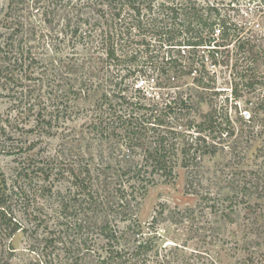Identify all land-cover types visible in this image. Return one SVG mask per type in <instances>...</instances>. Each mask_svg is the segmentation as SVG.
Wrapping results in <instances>:
<instances>
[{
	"label": "trees",
	"instance_id": "trees-1",
	"mask_svg": "<svg viewBox=\"0 0 264 264\" xmlns=\"http://www.w3.org/2000/svg\"><path fill=\"white\" fill-rule=\"evenodd\" d=\"M86 1L69 2L59 22L48 20L55 33L47 34L39 59L30 56L22 46L24 36L12 26L0 45V87L7 91L0 95L14 101L6 117L0 115V152L17 163L12 176L0 168V264H16L18 234L37 238L26 250L38 257L22 264H183L167 243L169 228L161 224L196 218L197 208L211 216L208 231L219 224L244 226L247 235L235 242L248 256L238 263L264 264L251 252V247H264V163L241 170L237 161L244 150L232 139L230 124L226 133H219L222 124L213 104L198 113L208 94L218 91L204 60L229 68L232 45L236 62L247 65L238 70L234 63V74L247 77L249 87L264 94L258 66L264 61L260 24L225 17L227 0ZM252 14L261 18L264 10ZM69 30L73 46L80 43L82 49L65 53L62 42ZM136 33L143 37L136 39ZM98 50L106 63L94 72L89 58ZM35 63L43 67L40 84L26 88L24 75ZM146 69L161 82L155 77L144 81L154 79L160 91L149 92L139 83ZM185 76H192V86ZM175 81L177 90L170 92L166 88ZM92 98L100 101L91 114V136L75 139L69 122ZM30 133L66 135V142L73 139L75 153H31L35 143L29 142ZM223 154L231 156L220 179L200 191L205 188V159ZM178 167L188 170L186 193L198 197L197 208L171 209L159 203L150 221H140L148 189L175 181ZM47 197L54 199L51 217L43 203ZM57 249L62 254L51 256Z\"/></svg>",
	"mask_w": 264,
	"mask_h": 264
},
{
	"label": "rangeland",
	"instance_id": "rangeland-1",
	"mask_svg": "<svg viewBox=\"0 0 264 264\" xmlns=\"http://www.w3.org/2000/svg\"><path fill=\"white\" fill-rule=\"evenodd\" d=\"M12 1L13 0H0V45L7 41L10 30L13 32L12 28H15V30H18V32L25 38L22 46H25V48L30 51L31 57L33 56L39 59L43 52H45V40L47 39V42L49 41L47 34L50 35L55 33L53 32L54 29H51L52 25L48 23V20L51 18L53 19V23L59 22L64 7L68 5L69 2L76 3L78 0H15L13 12L7 16L8 5ZM82 1L87 2L86 0ZM226 2L228 3L223 5L224 7L222 10V14L225 15V17L231 16L233 21L239 23H241L242 20H247L249 23H252V25H257L259 23L260 27L257 29L264 30V15H262L261 18H254V15L252 14V12H255L257 9L264 10V3L259 5L258 1L253 0H233L232 3H229L230 0H227ZM91 11L96 12L94 9ZM11 26L12 28L9 29ZM57 26H59L57 28L59 32L62 27L58 24L55 27ZM135 32L138 31H134V33ZM71 34L72 33L69 30L68 35L65 37V41L62 42V50L65 53L72 51L75 47L79 48V50L82 49L80 43L78 45L76 44L75 47L73 46V42H71ZM134 37L139 40L143 35L136 33L134 34ZM152 48H156V46H152ZM230 50L232 56L229 68H227V66L223 67L220 64L214 66L212 65V61L204 60L207 70L211 72V76L215 75L216 90L218 91H216L217 93L210 92V95L208 94L209 99L204 101V103H201V111H198V113H206L211 108V104H213L217 109L218 121L222 124L219 133H226L224 128L226 126L229 128L230 124L233 130L232 139H236L239 151L244 150V158L237 161V164L241 163V170H251L253 168L256 170L264 163V94L262 93V95H260V91H255L254 88L249 87V82L251 81H249L247 77L234 74L235 68L233 67V64L237 63L239 65L240 63H238V61L236 62V47L232 45ZM204 51L207 55L208 51L206 49H204ZM234 52L235 54L233 55ZM201 54H204V52H201ZM103 56L105 55H102L101 50H98L90 56L89 59L94 60L91 64L96 67V71L94 70V72H99V68H102L106 63ZM159 63L163 64L161 58L159 59ZM88 65H90V62H88ZM249 65L252 66L251 63H248V66ZM258 66L260 73L264 74V61ZM198 67L199 69L202 68L201 66ZM246 67L247 65L244 63L243 66L239 65V67L236 68L238 70H246ZM65 68L67 69V66H65ZM42 69L43 67L38 63H35L24 75L26 81H24L22 86L27 88V85L30 84H40L39 78H41L43 74ZM146 70L147 74L140 79L139 83L145 82L144 80H148L151 77L157 79V84L161 82L159 75L153 73L150 69ZM243 73L247 74L246 72ZM184 80L188 81L189 86L193 85L192 76H185ZM179 81H175V84H170L172 87L166 89H170V92H174L177 90L174 86ZM156 82H152L151 80L150 82H145L149 92H158L161 90L160 87L156 85ZM162 90L165 89L162 88ZM195 92L196 91H194V93ZM5 93H7V91L0 87V94ZM210 98H212L211 102H209ZM95 99L98 100L97 98H92V101L88 100L87 103L83 102L85 106H81V112H75V114H73L72 118L74 120L70 121L68 125L69 130H72L71 136L73 138L76 136L81 138H84V136H86V138L91 136L90 132L92 129L89 126L92 120L91 114L93 111H97V105L100 101H96ZM13 105V100L7 96L0 95V115L6 117ZM74 109L75 108H73V110ZM251 116L252 119H250ZM33 117L34 116H32V118ZM229 120L230 123L228 122ZM65 140L66 135L62 134L55 137H47L45 134L43 135L41 133H30L29 142L34 141L35 143V149L31 153L35 154L39 149L46 150L45 152L50 155H57V151L60 149L68 154L75 153L71 149V142H73V139L67 142ZM61 145H63V147ZM230 156L231 154H223L222 156L220 155L205 159L204 169L201 173L205 188H200V191L215 186L220 179L224 165L226 164V161L229 160ZM13 158L14 157L9 154L0 152V168L9 176H12L17 165ZM176 172L177 178L175 181L163 184L159 183L148 189L138 213L140 221H150L155 214V210L159 203H166L171 209L176 207L179 209L190 207L197 208L199 201L198 197L186 193L189 175L188 170L178 167ZM60 186L61 185H59V188ZM53 201V197L43 199L45 211L50 213L48 215L49 217L54 215L52 209ZM196 214V218L185 221L183 220L179 224L170 223L167 220L161 224L162 227L169 228V240L167 243L170 244L169 247H172V253L175 254L177 258H180L183 264H239L238 262L241 259L244 257L247 258L248 253L245 250L241 251L239 247L236 246L235 242L238 237H243L245 234L247 235L248 231L244 226L219 224L212 232V230H207L212 227V219L209 212L207 210L200 212L199 208H197ZM51 221H54V219ZM27 235L28 234H18L15 238L18 252H16L13 261H15L16 264L27 262L28 259L33 258L34 256L38 257L34 252L31 251V253H29L30 251L27 252L26 250L34 240H37V238L34 237V240H30ZM174 245H177L178 247H175ZM42 246L43 244L40 245V248H42ZM169 247L167 251H170L169 249L171 248ZM51 248L52 247L48 248L49 251L52 250ZM253 251L257 252L252 254L253 257L259 256V259H264V247H251V252ZM55 254H58L59 256V254H62V251L57 249L51 256L56 257ZM41 258H43L42 255ZM258 264H260V262H258Z\"/></svg>",
	"mask_w": 264,
	"mask_h": 264
},
{
	"label": "built area",
	"instance_id": "built-area-1",
	"mask_svg": "<svg viewBox=\"0 0 264 264\" xmlns=\"http://www.w3.org/2000/svg\"><path fill=\"white\" fill-rule=\"evenodd\" d=\"M151 81L154 82V79H151ZM144 83H145V82H142L141 85L144 84Z\"/></svg>",
	"mask_w": 264,
	"mask_h": 264
}]
</instances>
